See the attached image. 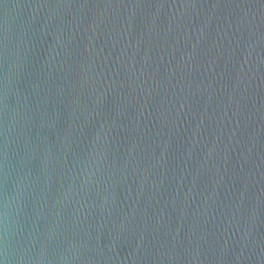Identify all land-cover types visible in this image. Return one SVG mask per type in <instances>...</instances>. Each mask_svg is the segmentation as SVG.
Returning <instances> with one entry per match:
<instances>
[{
	"label": "water",
	"instance_id": "obj_1",
	"mask_svg": "<svg viewBox=\"0 0 264 264\" xmlns=\"http://www.w3.org/2000/svg\"><path fill=\"white\" fill-rule=\"evenodd\" d=\"M0 264H264V0H0Z\"/></svg>",
	"mask_w": 264,
	"mask_h": 264
}]
</instances>
